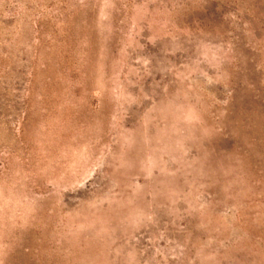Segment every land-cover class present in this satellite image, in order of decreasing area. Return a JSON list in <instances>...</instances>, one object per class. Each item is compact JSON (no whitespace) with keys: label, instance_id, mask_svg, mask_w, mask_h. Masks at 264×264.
I'll list each match as a JSON object with an SVG mask.
<instances>
[{"label":"rangeland","instance_id":"rangeland-1","mask_svg":"<svg viewBox=\"0 0 264 264\" xmlns=\"http://www.w3.org/2000/svg\"><path fill=\"white\" fill-rule=\"evenodd\" d=\"M0 264H264V0H0Z\"/></svg>","mask_w":264,"mask_h":264}]
</instances>
